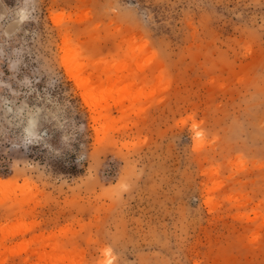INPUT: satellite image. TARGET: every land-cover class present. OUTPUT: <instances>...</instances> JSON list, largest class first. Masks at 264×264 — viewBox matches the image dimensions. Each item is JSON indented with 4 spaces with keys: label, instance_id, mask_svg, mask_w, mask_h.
<instances>
[{
    "label": "rangeland",
    "instance_id": "374dc122",
    "mask_svg": "<svg viewBox=\"0 0 264 264\" xmlns=\"http://www.w3.org/2000/svg\"><path fill=\"white\" fill-rule=\"evenodd\" d=\"M0 181V264H264V0H0Z\"/></svg>",
    "mask_w": 264,
    "mask_h": 264
},
{
    "label": "bare ground",
    "instance_id": "6f19581e",
    "mask_svg": "<svg viewBox=\"0 0 264 264\" xmlns=\"http://www.w3.org/2000/svg\"><path fill=\"white\" fill-rule=\"evenodd\" d=\"M65 64H67V61H64ZM89 98L87 96H84V101L86 102L87 105L91 106L90 101L88 100ZM4 185L2 181H0V186Z\"/></svg>",
    "mask_w": 264,
    "mask_h": 264
}]
</instances>
